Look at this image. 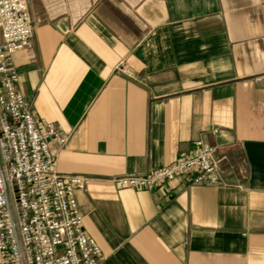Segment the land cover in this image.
Returning a JSON list of instances; mask_svg holds the SVG:
<instances>
[{
  "label": "crops",
  "instance_id": "1",
  "mask_svg": "<svg viewBox=\"0 0 264 264\" xmlns=\"http://www.w3.org/2000/svg\"><path fill=\"white\" fill-rule=\"evenodd\" d=\"M27 1L11 64L66 137L48 141L57 172L88 178L74 197L101 264H264V0ZM198 138L219 184L113 183Z\"/></svg>",
  "mask_w": 264,
  "mask_h": 264
},
{
  "label": "built area",
  "instance_id": "2",
  "mask_svg": "<svg viewBox=\"0 0 264 264\" xmlns=\"http://www.w3.org/2000/svg\"><path fill=\"white\" fill-rule=\"evenodd\" d=\"M0 32V264H101V249L85 230L74 197L88 178L57 172L48 141L63 144L66 137L54 123L34 117L11 64L12 54L27 47L32 35L27 0H0ZM215 152V145L198 138L172 162L113 183L153 190L181 177L217 185Z\"/></svg>",
  "mask_w": 264,
  "mask_h": 264
}]
</instances>
